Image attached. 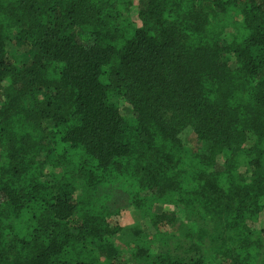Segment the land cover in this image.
Masks as SVG:
<instances>
[{"label": "trees", "instance_id": "obj_1", "mask_svg": "<svg viewBox=\"0 0 264 264\" xmlns=\"http://www.w3.org/2000/svg\"><path fill=\"white\" fill-rule=\"evenodd\" d=\"M263 209L264 0H0V264H264Z\"/></svg>", "mask_w": 264, "mask_h": 264}, {"label": "rangeland", "instance_id": "obj_2", "mask_svg": "<svg viewBox=\"0 0 264 264\" xmlns=\"http://www.w3.org/2000/svg\"><path fill=\"white\" fill-rule=\"evenodd\" d=\"M133 1V7L134 5H138L140 0H132ZM228 16L231 17V20H229V24H234L237 21H241L242 15L234 13V12H229ZM234 26V25H233ZM12 38L14 39V35H12ZM12 41L7 42V47L8 49L13 52L14 50H17L16 44ZM119 110L122 116L126 118L127 120H131L133 117L132 113V107L127 101H120L119 102ZM179 136L183 142L184 148L190 152H201L205 151L207 148L205 145H198L196 144L194 134L191 128H185L184 130L180 131ZM225 156L220 160L223 162ZM53 173L58 176L60 174V168H57L56 170L53 171ZM59 177V176H58ZM121 197L120 200H115L117 203L116 207L119 209V220L118 223L122 226L126 225L135 229L130 228L128 232L124 235V240L129 238L134 237V235L138 232V226L141 227V229H144V232L146 234H149L150 236H154L155 234H158L157 228L152 224V220H150L149 216H146L143 214V212L138 209L136 206L133 205V203L126 202L124 203L125 196ZM152 211L154 210L157 213L163 212L164 210H167L168 207L165 205H160L158 203L153 204L152 206ZM173 208V207H170ZM114 220V218H113ZM115 221H112L114 223ZM190 223H186L185 221H178V224L176 225H166L161 227V230L165 229H171L173 231H177L181 233V231L184 233L186 230L189 229V227H192V225H189ZM189 225V227H188ZM253 229L262 232L264 235V209L258 214L257 217L254 218V220L250 221L249 224ZM164 234L165 232H161ZM144 235V233H142ZM118 237H121V234L117 235ZM153 250L156 249V245H153Z\"/></svg>", "mask_w": 264, "mask_h": 264}]
</instances>
